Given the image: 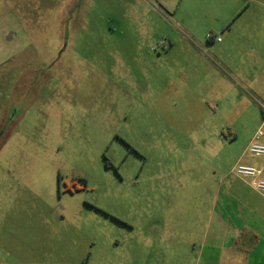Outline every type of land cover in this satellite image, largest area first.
Segmentation results:
<instances>
[{"label": "rangeland", "instance_id": "rangeland-1", "mask_svg": "<svg viewBox=\"0 0 264 264\" xmlns=\"http://www.w3.org/2000/svg\"><path fill=\"white\" fill-rule=\"evenodd\" d=\"M226 19L211 0H0V264H194L212 191L263 164L244 151L262 115L211 60Z\"/></svg>", "mask_w": 264, "mask_h": 264}, {"label": "crops", "instance_id": "crops-1", "mask_svg": "<svg viewBox=\"0 0 264 264\" xmlns=\"http://www.w3.org/2000/svg\"><path fill=\"white\" fill-rule=\"evenodd\" d=\"M211 2L222 5L227 16L223 33L212 35L220 41L212 39L208 46L224 79L223 96H234L245 112L258 109L264 123V0ZM260 159L263 164L257 168L262 169L264 158ZM233 177L212 191L206 222L195 223L201 249L194 264H264V196L247 180Z\"/></svg>", "mask_w": 264, "mask_h": 264}, {"label": "built area", "instance_id": "built-area-1", "mask_svg": "<svg viewBox=\"0 0 264 264\" xmlns=\"http://www.w3.org/2000/svg\"><path fill=\"white\" fill-rule=\"evenodd\" d=\"M207 40L215 39L216 41H220V38H215L210 34L206 35ZM263 116H264V106ZM264 120V119H263ZM264 133L261 130V127L257 130V132L253 135L251 141L247 144L245 148V153H248L252 157H262L264 158V144L257 143L256 140L260 137H263ZM231 173L238 178H242L247 180L249 186L258 194L264 196V178L261 177L262 169L256 168L251 165L236 163L232 169Z\"/></svg>", "mask_w": 264, "mask_h": 264}]
</instances>
